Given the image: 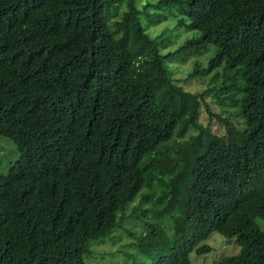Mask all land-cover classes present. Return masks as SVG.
Listing matches in <instances>:
<instances>
[{"label": "trees", "instance_id": "16d2710c", "mask_svg": "<svg viewBox=\"0 0 264 264\" xmlns=\"http://www.w3.org/2000/svg\"><path fill=\"white\" fill-rule=\"evenodd\" d=\"M149 8H170L174 29L150 36L134 0H0V136L18 152L0 226L14 264H85L124 222L143 233L128 227L137 255L121 251L139 264H192L213 233L241 242L214 264H264V0ZM181 26L197 37L161 51ZM193 46L211 53L185 76L212 74L198 92L166 68ZM208 95L240 123L211 113ZM202 107L222 135L197 122Z\"/></svg>", "mask_w": 264, "mask_h": 264}, {"label": "rangeland", "instance_id": "374dc122", "mask_svg": "<svg viewBox=\"0 0 264 264\" xmlns=\"http://www.w3.org/2000/svg\"><path fill=\"white\" fill-rule=\"evenodd\" d=\"M135 1V7L137 10H140L138 16L139 20L144 27L145 31L150 36L158 35L160 32H162L166 28L174 29L175 19L177 16H175V13H173L170 8H165L164 10H161L159 13L155 9L149 8L147 11L144 9V11L141 10L142 6L146 4H153L156 0H134ZM119 9H124V6L120 5ZM158 16H163V19L157 20L155 23L149 24L153 20L157 19ZM177 32L175 38L168 42L167 46H165L161 51L165 50H172L175 49L178 44H180L184 40L194 39L197 37V33L195 31H188L185 30L184 27H178L176 30ZM170 32V31H169ZM169 32H166L165 34H162V36L159 38L162 39L168 35H170ZM195 54V46H193L192 52H186V54L181 53L177 55L171 62L166 64V68L168 70L169 76L171 79L176 81L178 85H181L184 90L190 91V92H198L204 89V87L208 84L209 80L211 79V75L205 77H198L195 79L185 80L186 74L191 69V63L194 60H198L202 65L205 63V59L207 55H211L209 51H207L205 54H202L200 52L199 56L194 55ZM219 79V78H218ZM218 83L217 77L215 78V83L210 84L211 87H215V85ZM242 83L241 81L239 82ZM236 98H240V96H236ZM204 102L206 103L209 111L213 114H219L221 117H226L229 122L232 124H239L240 118L236 112V108L238 111V106L233 107L229 106L228 103H225L223 106L215 99H213L210 95H208ZM197 122L201 126L207 127L211 133L216 135H222L223 134V126L215 121L213 118H209L207 114L204 111V108L202 107ZM18 152L14 146V144L7 138L0 136V185L5 183V174L7 167L17 158ZM143 193V192H142ZM158 194V192H154V195ZM138 199L137 197L129 204H127L124 215L127 216L130 214V210L133 207L138 206ZM151 203H148L144 205L145 208L149 207ZM139 210V209H138ZM260 229L264 231V224L257 221L256 222ZM124 226V229H116L112 233H110L105 239L103 243L100 244H92L89 246V251L91 253L90 257L92 260H89L88 258L85 259V264H139V261H144L141 259H137V251L138 249L133 244L134 238L132 235H130L128 232V227H130L133 231V233L138 236L139 234H143L139 224H130L129 222H124L122 224ZM165 234H171V225L167 226L165 229ZM132 234V233H131ZM205 244L211 247V252L201 256L197 257L193 253L190 254L189 258L191 260L192 264H214L219 259L226 257V256H232L236 254L241 246V242L238 238H226L219 236L216 233H213L209 236V238L205 241ZM121 251L136 254L131 255L127 257L125 254H122ZM13 241L8 235L6 229L2 226H0V264H14L13 260ZM127 258H130L128 261Z\"/></svg>", "mask_w": 264, "mask_h": 264}]
</instances>
